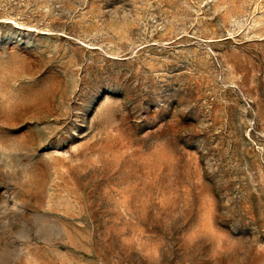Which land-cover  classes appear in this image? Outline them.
<instances>
[{"label": "rangeland", "instance_id": "obj_1", "mask_svg": "<svg viewBox=\"0 0 264 264\" xmlns=\"http://www.w3.org/2000/svg\"><path fill=\"white\" fill-rule=\"evenodd\" d=\"M0 264H264V0H0Z\"/></svg>", "mask_w": 264, "mask_h": 264}]
</instances>
